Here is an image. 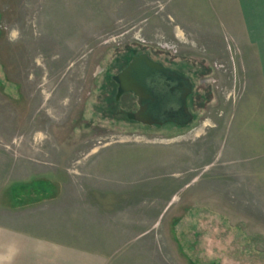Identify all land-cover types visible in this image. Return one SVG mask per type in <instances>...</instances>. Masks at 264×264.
Masks as SVG:
<instances>
[{
  "label": "rangeland",
  "instance_id": "obj_1",
  "mask_svg": "<svg viewBox=\"0 0 264 264\" xmlns=\"http://www.w3.org/2000/svg\"><path fill=\"white\" fill-rule=\"evenodd\" d=\"M250 2L0 0V229L113 264H264ZM141 54L191 78L190 124L118 113L136 106L113 77Z\"/></svg>",
  "mask_w": 264,
  "mask_h": 264
},
{
  "label": "water",
  "instance_id": "obj_2",
  "mask_svg": "<svg viewBox=\"0 0 264 264\" xmlns=\"http://www.w3.org/2000/svg\"><path fill=\"white\" fill-rule=\"evenodd\" d=\"M113 81L118 85L117 98L133 94L137 99L138 110L125 113L129 120L147 126L179 127L193 121L187 106L192 88L189 80L165 69L148 55L133 57Z\"/></svg>",
  "mask_w": 264,
  "mask_h": 264
},
{
  "label": "crops",
  "instance_id": "obj_3",
  "mask_svg": "<svg viewBox=\"0 0 264 264\" xmlns=\"http://www.w3.org/2000/svg\"><path fill=\"white\" fill-rule=\"evenodd\" d=\"M249 5L246 21L258 51L264 84V0H251ZM89 250L74 243L0 229V264H110L113 258L118 260L117 256L109 259L99 251Z\"/></svg>",
  "mask_w": 264,
  "mask_h": 264
},
{
  "label": "flooded vegetation",
  "instance_id": "obj_4",
  "mask_svg": "<svg viewBox=\"0 0 264 264\" xmlns=\"http://www.w3.org/2000/svg\"><path fill=\"white\" fill-rule=\"evenodd\" d=\"M141 55H144V54H141ZM145 55H147V54H145ZM137 56H139V55H137ZM149 57V56H148ZM150 58V57H149ZM133 59V58H132ZM151 59V58H150ZM131 63V62H130ZM129 63V64H130ZM158 63V62H157ZM128 64V65H129ZM165 69H167V70H169V71H172L173 73H175V74H177V75H179V76H181V77H184V78H187L188 80H189V82H190V84H191V93L189 94V96H188V98H187V106H188V109H189V100H190V98H192V96H193V94H194V84L192 83V81H191V78H189V77H186V76H184L183 74H181V73H179V72H177V71H175L174 69H172V68H170V67H166L165 65H163L162 63H160ZM128 67V66H127ZM124 70V69H123ZM122 70V71H123ZM119 74V73H118ZM117 92H118V85H117ZM126 95H131L132 97H133V99L135 100V108L134 109H132V110H130V111H128V112H136L137 110H138V104H137V99H136V97L133 95V94H125V95H122L121 97H119V98H117V96H116V100L118 101V102H120L121 101V99H122V97H124V96H126ZM190 111V110H189ZM128 112H124V110L122 111V110H119L118 111V113H122V114H124L125 115V113H128Z\"/></svg>",
  "mask_w": 264,
  "mask_h": 264
}]
</instances>
